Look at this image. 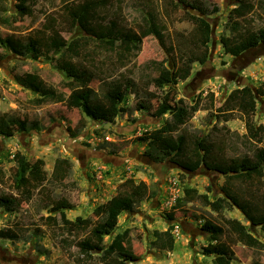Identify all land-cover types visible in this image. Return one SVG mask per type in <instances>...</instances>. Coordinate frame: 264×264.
I'll list each match as a JSON object with an SVG mask.
<instances>
[{
  "label": "rangeland",
  "instance_id": "obj_1",
  "mask_svg": "<svg viewBox=\"0 0 264 264\" xmlns=\"http://www.w3.org/2000/svg\"><path fill=\"white\" fill-rule=\"evenodd\" d=\"M85 0H35L32 13L21 23L6 26L1 22L0 37L14 36L18 49L35 36L46 38L53 29L71 40L85 33L72 21L66 5ZM100 14L107 22L117 19L131 38L139 37L146 22L147 11L154 15L164 28L165 38L160 41L151 34L142 41V48L126 60H120V47L116 51L102 48L89 41L79 58V65L92 71L94 78L87 90L88 99L103 100L108 82L132 79L137 93L130 92L122 105L131 108L111 120L95 119L84 106L85 88H69L64 72L52 58L34 59L28 54L19 55L0 42V122L9 116L18 117L28 130L13 136L0 135V191L15 197L21 203L13 211L0 208V229L12 228L18 233L16 241L0 238V264H101L98 254L88 261L79 253L77 242L88 236L90 227L102 226L93 209L112 196L129 190L127 179L146 181L150 195L133 209L124 212L113 232L104 237L109 244L117 232L131 228L130 248L141 256L137 264H214V255L205 254L210 240L203 225L207 220L222 225L225 232L222 242L234 251L231 264H264V230L252 226L239 207L233 210L214 211L200 199L188 200L185 187L208 193L211 198L225 196L222 185L228 174L235 173L245 160L257 164L255 149H264L262 140L249 144L243 139L245 123L234 110L229 121L216 116L219 107L236 87L252 85L256 92L257 111L253 119L264 124V45L243 52L238 57L226 54L221 36L241 38L251 31L264 28V0H249L255 9L244 17L234 18L239 30H231L230 11L239 0H188L200 2L210 11L212 39L207 47V62L192 64L191 75L179 80L174 89L176 98L188 101L198 98L200 109L181 130L189 145L201 138L203 163L196 171H186L170 161L154 162L147 154L148 145L136 141L146 130L160 127L169 117L153 116L136 105L149 102L152 109L162 103L163 92L151 79L158 74L152 61H162L174 68L190 54L198 55L206 49L198 43L199 34L190 14L198 11L180 0H100ZM17 0H5L7 14L16 13ZM144 10H146L144 12ZM261 45V44H260ZM26 69L40 74L42 79L64 94V100L45 101L39 94L23 88L15 80V72ZM261 94L258 93V88ZM152 94L160 95L152 97ZM173 97V93L170 94ZM16 152L26 157L21 167ZM42 159L44 164L35 168L33 162ZM63 165L54 173L56 161ZM176 181V185H174ZM234 186L244 190V198L264 210V172L260 177L244 175ZM174 194H172L173 190ZM176 195L172 203V197ZM64 210L69 219H80L83 229L64 228L60 222L46 221L48 215ZM174 214L169 219L168 213ZM243 223L262 242L256 249L239 240L233 225ZM175 225V247L172 251L155 247V230H166Z\"/></svg>",
  "mask_w": 264,
  "mask_h": 264
},
{
  "label": "trees",
  "instance_id": "obj_2",
  "mask_svg": "<svg viewBox=\"0 0 264 264\" xmlns=\"http://www.w3.org/2000/svg\"><path fill=\"white\" fill-rule=\"evenodd\" d=\"M5 0H0L1 22L6 26H12L15 23H21L32 13V7L35 0H17L15 3L16 13L7 14L8 8L3 5ZM191 8L198 11L197 14H190V20L194 22L199 39L198 43L206 50L198 55L190 54L183 59L182 64L174 68L164 65L162 61H152L151 64L158 69V74L151 81L156 88L163 92L162 103L152 109L149 102H141L136 105L137 109H146L155 117H162L169 114V117L163 124L153 130H146L142 135L136 137V141H144L148 148L146 154L156 163L170 161L178 167L186 171H196L203 163V154L201 150V138H195L192 142L188 141L187 135L181 130V126L185 125L190 118L200 109L199 96L192 101H188L184 97L176 98L177 94L174 89L179 80H186L192 72V64L196 61L206 63L207 47L212 39V23L209 20L211 11L217 12L218 8L214 6L213 10H209L200 2H189L188 0H180ZM100 0H85L82 3H71L66 5V9L70 12V18L80 26L85 35L67 40L62 34L53 29L51 33L44 39L35 36L29 40L25 46V51L18 49V44L14 36L9 35L0 37V42L14 53L19 55L28 54L34 59L40 57L52 58L56 55V66L64 72L68 79L64 84L69 88L82 87L86 91L84 94V106L87 113L95 119L111 120L118 117L124 112H130L131 108L122 105L128 90L137 93L136 83L132 79L124 81L114 80L108 82V87L104 93L103 100L97 102L88 99L87 90L92 82L94 75L92 71L79 65L74 58H79L89 41L98 43L104 49L116 51L120 47V60H126L128 57L137 54L142 48L143 38L154 34L160 41L165 38L164 28L158 24L154 15L147 11V17L144 16L145 26L141 27L139 37L131 38L127 31L124 30L117 19H109L100 14L102 8ZM108 2V0L106 1ZM255 9L253 2L249 0H239V3L230 11L229 28L231 30H239L240 26L234 18L244 17ZM146 10H144L145 12ZM226 54L238 57L244 51L264 43V28L251 31L241 38L234 39L229 36H221ZM1 58V55H0ZM15 80L25 89L39 94L41 99L45 101H61L64 100V94L59 92L55 87L48 85L39 73L21 69L15 72ZM264 83V81H263ZM173 93V97L170 95ZM258 93L261 94L260 87ZM160 95L152 94L153 98ZM234 110L240 112L239 118L245 123L246 133L243 139L249 144L260 141L264 135V124H258L254 121L253 115L257 111L256 92L252 85L246 84L233 89L223 103L217 107L216 116L225 122L229 121ZM28 125L23 124L18 117L9 116L0 122V135L4 137L13 136L16 132L28 130ZM255 157L257 164L243 161L240 168L235 173L228 174L222 185V192L225 196L211 198L208 193H200L192 187L184 188L185 197L188 200L200 199L214 211L223 209L233 210L234 206H238L245 217L251 222L252 226H261L264 230V210L254 204L252 201L244 198V190L234 186L235 180H242L244 175L260 177L264 172V149L256 148ZM14 157L17 158L21 177L23 178L25 171L21 167L26 163V157L16 152ZM44 164L42 159L33 162L35 168H39ZM63 165V161L59 159L54 166V173H57ZM130 185L129 190L120 192L106 202L97 205L89 218L97 217L102 223L90 227L89 235L77 242V247L82 258L92 261L95 254H98L101 264H137L141 256L130 248L131 228L117 232L109 244L104 243V237L109 232H113L119 222L122 213L131 211L135 204L147 199L150 195V187L146 181H135L127 179ZM21 203L15 197L8 195L4 191H0V208L13 211L19 208ZM169 219H174V214L168 213ZM46 221L60 222L64 228L74 226L76 229H83L80 219H69L64 210L58 211L56 215H48ZM175 225H169L166 230H155V239L152 244L155 247L172 251L175 247ZM203 229L208 235L210 244L203 250L205 254L214 255V264H231L234 251L229 245L222 242V236L225 229L222 225L207 220L203 225ZM237 233L239 240L247 246L256 249L262 248V242L253 234L252 230L245 224L239 223L232 226ZM0 238L16 241L19 239L18 233L12 228L0 229ZM254 264H260L255 261Z\"/></svg>",
  "mask_w": 264,
  "mask_h": 264
},
{
  "label": "built area",
  "instance_id": "obj_3",
  "mask_svg": "<svg viewBox=\"0 0 264 264\" xmlns=\"http://www.w3.org/2000/svg\"><path fill=\"white\" fill-rule=\"evenodd\" d=\"M176 181H174V185H176ZM173 190V192H172V194H174V191L176 192V189H172ZM175 199H176V195H174L173 197H172V203L175 201Z\"/></svg>",
  "mask_w": 264,
  "mask_h": 264
},
{
  "label": "flooded vegetation",
  "instance_id": "obj_4",
  "mask_svg": "<svg viewBox=\"0 0 264 264\" xmlns=\"http://www.w3.org/2000/svg\"><path fill=\"white\" fill-rule=\"evenodd\" d=\"M261 44V45H260ZM259 45H257V46H255V47H252V48H250L249 50H251V49H256V48H258V47H260V46H263L264 45V43H260Z\"/></svg>",
  "mask_w": 264,
  "mask_h": 264
},
{
  "label": "clouds",
  "instance_id": "obj_5",
  "mask_svg": "<svg viewBox=\"0 0 264 264\" xmlns=\"http://www.w3.org/2000/svg\"><path fill=\"white\" fill-rule=\"evenodd\" d=\"M249 50V49H248ZM248 50H246V51H248ZM245 52V51H244ZM241 55V54H240ZM246 85V84H245Z\"/></svg>",
  "mask_w": 264,
  "mask_h": 264
}]
</instances>
